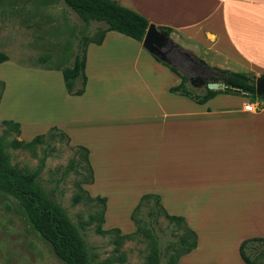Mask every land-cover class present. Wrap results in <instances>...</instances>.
Listing matches in <instances>:
<instances>
[{
  "label": "crops",
  "instance_id": "1",
  "mask_svg": "<svg viewBox=\"0 0 264 264\" xmlns=\"http://www.w3.org/2000/svg\"><path fill=\"white\" fill-rule=\"evenodd\" d=\"M113 1L145 17L150 25L172 29L170 38L175 45L200 65V61H204L211 69L264 75V0ZM7 64L5 62L0 67L9 66ZM171 65L176 64L171 62ZM116 66L122 72H131L137 79H142L140 82L153 89V99L139 102L126 99L116 103L115 98L110 100L119 106L115 113L81 114L79 108L85 111L81 105L88 108L90 101H95L98 96V92L90 94L92 81H97L100 89L105 88L102 80L105 77L93 74V68L103 71L116 69ZM85 70L88 81L82 96H71L66 92L60 72L36 70L29 73L54 88L49 106L55 108L52 112L55 116L47 120L42 127L44 131L57 127L68 135L73 146L89 150L88 160L95 182L100 185L101 194L108 198L110 207L113 203L119 208L113 201L125 199L117 197V192L124 188L125 197L133 201L140 200L147 193L160 195L165 210L170 215L184 217L197 234V248L188 254L189 257L203 253L207 264H245L240 256L241 243L247 239L264 238V98L257 101L260 105L258 111L245 110L250 102L255 103L250 97L233 110L212 111L208 106L210 102L224 94L205 105H196L185 97L171 94L170 88L177 86L180 78L149 54L142 43L114 31L106 33L102 44H88ZM22 72L28 73L27 70ZM16 85L11 89L7 82L0 101V115L19 123L23 135L29 133L32 137L40 131L36 130L40 122L27 124L20 115L4 113L7 103L12 102V90ZM154 87H160L162 94H155ZM33 93L32 97L42 96L41 92ZM55 96L61 102L59 110L56 109L55 104L59 105V102ZM141 103L147 107L143 113L148 119L147 138L162 148L159 160L165 157L164 163H174L178 168L174 174L165 165L160 171L161 177L160 173L157 174L155 185L151 179L147 184L142 183L144 180L134 165L132 174L136 171L137 175L125 177L127 165L134 164L133 158L124 162L118 154L124 148L118 133L120 135L123 129L131 128V123L140 118L135 112L127 115L128 110L124 107L132 110L136 104L133 110L137 111V104ZM187 104H193L198 111L186 112ZM187 119L193 122L186 125L190 132V141L186 143L181 135L186 132ZM155 124L161 129L160 138H157ZM88 135L94 138H87ZM147 150L154 162L158 149L151 146ZM118 179L133 181L122 183ZM124 211L127 212L128 208ZM220 228H224L229 237L231 253L222 257L207 255L205 250L213 244V233L212 236L220 242ZM228 237L219 245H227ZM223 249L213 247L209 252L217 254Z\"/></svg>",
  "mask_w": 264,
  "mask_h": 264
},
{
  "label": "rangeland",
  "instance_id": "2",
  "mask_svg": "<svg viewBox=\"0 0 264 264\" xmlns=\"http://www.w3.org/2000/svg\"><path fill=\"white\" fill-rule=\"evenodd\" d=\"M103 28H106L104 23L96 22L89 27H85L77 14L63 0H0V52H4L9 56V61H7L9 66L0 67V101L7 82L11 89L12 86L18 84L12 90V93H14L12 102L7 103L4 113L20 115L27 120V124L40 122L39 127L36 129L40 130L38 133L31 137V134L26 132L25 136L22 130L18 132L13 124L5 122L12 120L5 119L0 115V145L8 154L9 163L12 166L23 172L38 173L36 185L42 196L46 201L55 204L69 217L77 230L88 263L156 264L150 257L153 255V250L157 248L159 250L158 264H168L171 255L188 247L181 239L186 233L184 228L171 223L162 215L156 217L158 220L152 219L153 217L150 218L147 208L144 206L136 214L142 229L141 233L133 235L136 226L131 220V214L139 200L127 199L125 188L117 192V197L127 200L118 199L113 201L119 208H115L112 205L113 203L111 208L109 200L106 198L105 221L101 220L100 214L105 206L97 201L96 197L106 196L101 194L100 185L95 182L93 168L83 149L73 146L68 138L54 132L53 136L45 137L41 142L30 148L12 146V142L15 140L28 142L37 135L49 132L51 128L44 131V125L48 122L47 120L55 116V114H52L55 108L51 109V106H49L50 98L54 96L53 86L46 84L47 82L44 79L33 78L29 73L36 70L62 73L64 68L72 65L79 39L83 35H87L90 40H98L100 29ZM175 64L174 66L188 77H196L201 72L200 69L189 67V63L184 62L181 58ZM161 65L165 66L163 63ZM201 66L209 71L211 69V67ZM226 66L229 68V65ZM115 68L103 71L97 70L96 67L93 68V74L105 77L102 79L105 82V88L100 89L97 81H92L90 94L98 92V96L95 101H90L88 108L81 105L82 108H85V111L79 108L81 114L88 113L94 116L95 113H115L119 108L116 104L119 100L125 101L127 99L139 102L142 99H153L151 93L153 89L140 82L142 79H137L131 72H122L118 66ZM17 70L18 72H16ZM23 70H27L28 73L22 72ZM239 72H242V70ZM20 74H23L21 78L19 77ZM206 77L213 79L208 74ZM144 78L148 80L146 77ZM214 78L218 79L220 75L216 73ZM114 81H117V83L114 84ZM154 88L155 94H162L163 91L160 90V87L158 89ZM189 89L197 94L205 92V87L196 88L190 85ZM33 92H41V98L32 97ZM222 94L224 95L210 102L208 105L210 110L222 111L226 108L233 110L246 103L244 99L248 98L236 94ZM115 98L117 102L111 103L110 100H115ZM34 100H39V102L37 103ZM57 101L59 105H57L58 103L55 105L56 109L59 110L61 102L59 98H57ZM192 103L199 105L193 101ZM30 105L39 110L43 108L44 111L42 112L44 113L37 117L31 115L28 111ZM137 105L139 106H137V111L133 110L136 104L132 106V110H129L130 107H124V110H128L127 115L130 112H135L139 114L140 118L138 121L131 123V128L123 129L120 135L118 133V139L124 146L118 154L124 162L129 158H133L132 162L134 164L129 163L127 165L124 173L125 177L134 178L137 175L136 171L134 175L132 174L134 169H131V167L134 165L135 170L138 171L139 175L141 174L140 178L144 180L142 183L147 184L151 179V183L155 185L154 180L157 179L158 173L161 177L160 171L165 168V165L169 166L168 169L174 174H176L178 168L174 163L165 162V164V157L159 160V154L162 153L160 149L162 148L159 149L158 145H154L157 144L156 141L151 143L147 138L146 124L148 119L143 114L147 111V107L141 106L142 103ZM45 108L48 109V112H45L47 111ZM184 110L186 112L198 111L193 104H187ZM24 111H27L28 114L23 115ZM56 116L58 115L56 114ZM124 117H126V114ZM192 122L187 119L185 126H189ZM187 126L185 128L186 134L181 135L186 143L190 141V132ZM159 128L155 124V129L158 131L156 133L157 138H160L161 129ZM176 133L179 134L180 131ZM86 137L94 138L90 135ZM151 146L155 150L158 149V152L154 155V162L153 157H150L147 150ZM132 181L133 179H118V182L122 183ZM77 195L82 198L75 203L74 198ZM149 203L152 205L153 201L151 200ZM125 208H128L127 212L124 211ZM98 227L106 233H99ZM145 231H149L152 237H147ZM219 231L220 242H217L216 236H212L215 235L213 233L211 235L213 244L208 250H205L208 251V254H206L221 257L224 255L229 256L231 253L228 242L229 237L224 228H220ZM225 237H228L227 245L220 246L219 244L225 243ZM117 240L120 241V244L116 242ZM187 241L190 242L191 239L188 238ZM213 247H224V249L217 254H210L209 251ZM263 252L264 244L255 243L246 248V255L254 264H264V258L261 257ZM187 255L180 256L178 264H207L204 262L207 257L203 253L192 257ZM0 264H65L56 257L52 246L34 229L24 203L15 196L6 194L1 190ZM224 264H229V262Z\"/></svg>",
  "mask_w": 264,
  "mask_h": 264
},
{
  "label": "trees",
  "instance_id": "3",
  "mask_svg": "<svg viewBox=\"0 0 264 264\" xmlns=\"http://www.w3.org/2000/svg\"><path fill=\"white\" fill-rule=\"evenodd\" d=\"M64 3L80 18L85 27H89L92 23H104L106 28L100 29V38L98 40H90L87 35H83L79 39L76 54L73 63L70 67L62 70L63 81L66 92L71 96H82L87 88V75H86V60H87V47L89 43L97 45L102 44L105 35L109 31H114L124 36H127L139 43L143 42L144 36L150 26L148 20L136 13L133 10L122 7L113 0H63ZM168 35L171 34L172 29L161 28ZM157 61L167 66L175 75H177L181 82L172 88L170 93L185 97L199 105H204L219 94H236L252 98V101L264 98L257 97L255 82L252 77L255 74L250 72H234L229 70H222L218 68L210 69L209 76L212 81L216 83H223L227 86L228 90H210L205 87V92L202 94L193 93L190 91L189 77L178 70L174 65L164 63L158 58L154 57ZM9 61V56L0 52V65ZM205 67H209L204 61H200ZM220 75V78L215 79L214 75ZM264 77V75H262ZM6 123L13 124L14 128L20 132V124L13 121H5ZM54 133H59L65 138L68 135L58 129L52 127L49 132L42 135L35 136L31 141H13L12 146L16 148H30L35 144L41 142L47 136H53ZM83 149L87 157L89 150L85 147ZM37 172H23L9 163L8 154L5 152L2 145H0V190L6 194H10L20 199L28 212L29 218L34 229L43 237L53 249L57 258L62 260L65 264H90L83 252L82 243L78 236L77 230L68 216H66L55 204L48 202L42 196V193L36 185ZM81 196L77 195L74 202L77 203L81 200ZM102 205H106L107 199L105 197H96ZM153 201L150 205L149 201ZM146 206L150 218L158 220L159 216H163L171 223L183 227L186 231L185 236L181 237L187 248L183 251L171 255L168 264H178L180 256L190 254L197 248V234L189 227L186 220L182 216L170 215L162 205L161 197L156 194L143 195L137 206L131 214V220L136 226V231L133 235L141 233V227L136 217L138 211ZM106 206L100 214V219L105 221ZM119 230V229H113ZM98 232L105 234L98 227ZM147 237H152L149 231H145ZM125 238V237H122ZM188 238L191 239L188 242ZM120 244V241H116ZM264 244V238H252L244 240L240 246V256L245 264H254L246 255V248L252 244ZM159 250L155 248L153 255L150 257L156 264L159 263ZM264 258V252L261 254Z\"/></svg>",
  "mask_w": 264,
  "mask_h": 264
},
{
  "label": "water",
  "instance_id": "4",
  "mask_svg": "<svg viewBox=\"0 0 264 264\" xmlns=\"http://www.w3.org/2000/svg\"><path fill=\"white\" fill-rule=\"evenodd\" d=\"M143 48L152 56L158 58L164 63L171 64L168 57V49L177 47L173 40L166 32L155 25H150L144 36L142 42ZM185 55L189 56L191 60L197 63L187 52L182 51ZM198 64V63H197ZM190 85L196 88L207 87L210 90H228L229 88L223 83L213 82L212 79L206 77H189ZM252 80L255 82L257 97L264 96V77L253 76Z\"/></svg>",
  "mask_w": 264,
  "mask_h": 264
},
{
  "label": "flooded vegetation",
  "instance_id": "5",
  "mask_svg": "<svg viewBox=\"0 0 264 264\" xmlns=\"http://www.w3.org/2000/svg\"><path fill=\"white\" fill-rule=\"evenodd\" d=\"M168 57L170 59V61L172 63H177L179 61V59H183V61H187V63H189V67L193 68V69H200V74L196 75L200 76V77H206V75L210 74L211 71H209L208 69L203 68L199 63H195L191 60V58L187 55H185L181 49H179V47H175L172 49H168ZM208 78V77H206Z\"/></svg>",
  "mask_w": 264,
  "mask_h": 264
},
{
  "label": "bare ground",
  "instance_id": "6",
  "mask_svg": "<svg viewBox=\"0 0 264 264\" xmlns=\"http://www.w3.org/2000/svg\"><path fill=\"white\" fill-rule=\"evenodd\" d=\"M28 108L30 109V110H28L29 113H30L31 115H33V116H37V113H40V114H41V113H44V112H42V111H44L43 108H42L43 110H42V109L39 110V109H37V108H34V106H31V105H30ZM45 109H46V108H45ZM46 110H47V111H45V112H48V109H46ZM24 114H28V112H27V111H24L23 115H24Z\"/></svg>",
  "mask_w": 264,
  "mask_h": 264
},
{
  "label": "built area",
  "instance_id": "7",
  "mask_svg": "<svg viewBox=\"0 0 264 264\" xmlns=\"http://www.w3.org/2000/svg\"><path fill=\"white\" fill-rule=\"evenodd\" d=\"M245 110L247 111H258L260 110V105L257 102H250L248 105H246Z\"/></svg>",
  "mask_w": 264,
  "mask_h": 264
}]
</instances>
